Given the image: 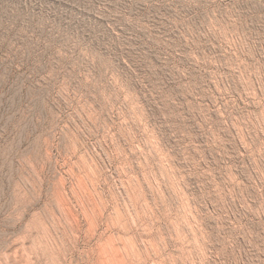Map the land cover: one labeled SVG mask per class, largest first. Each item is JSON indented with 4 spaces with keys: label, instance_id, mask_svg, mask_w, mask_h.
Masks as SVG:
<instances>
[{
    "label": "rangeland",
    "instance_id": "1",
    "mask_svg": "<svg viewBox=\"0 0 264 264\" xmlns=\"http://www.w3.org/2000/svg\"><path fill=\"white\" fill-rule=\"evenodd\" d=\"M0 264H264V0H0Z\"/></svg>",
    "mask_w": 264,
    "mask_h": 264
}]
</instances>
